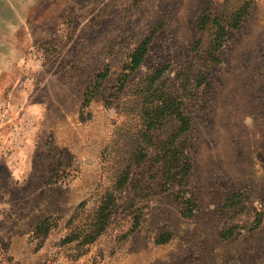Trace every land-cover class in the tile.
Wrapping results in <instances>:
<instances>
[{"label": "rangeland", "instance_id": "obj_1", "mask_svg": "<svg viewBox=\"0 0 264 264\" xmlns=\"http://www.w3.org/2000/svg\"><path fill=\"white\" fill-rule=\"evenodd\" d=\"M0 264H264V0H0Z\"/></svg>", "mask_w": 264, "mask_h": 264}, {"label": "trees", "instance_id": "obj_2", "mask_svg": "<svg viewBox=\"0 0 264 264\" xmlns=\"http://www.w3.org/2000/svg\"><path fill=\"white\" fill-rule=\"evenodd\" d=\"M241 11H237L236 17L233 19V24L237 25L239 19L241 18ZM198 27L199 29H203L205 25L208 23V19L205 17H200L198 19ZM209 23H211L216 28L215 33V43L219 44L224 36V28L219 24L217 18H212ZM150 38L146 37L140 43H138L129 53L128 58L124 61L120 76L118 79V88H121L124 84V81L128 77L129 73L138 68V66L142 63L144 56L147 52L148 44ZM108 75V68L104 67L101 71H99L93 78V80L87 85V87L83 90L82 93V104L87 105L91 98L96 94L103 80L106 79ZM173 100L163 99L157 106L156 111L159 112L162 116L165 113H168L172 119L176 120V128L174 130V141L175 139L186 131L188 127V122L186 117L183 116L182 111L179 107H176L173 103ZM157 154L159 155V160L161 161V175L170 183L180 184L185 180V177L188 175L190 171V161L187 153L180 146H173L172 149H159L157 150ZM127 167L120 172L119 182L124 181L125 173L127 172ZM128 174V172H127ZM122 181V182H123ZM111 195H106L103 201L100 202L98 207L95 210L96 220L102 225L106 222L108 211H106L108 206L107 200H112ZM100 232L99 229L93 231L94 235H92L91 239H93L96 234ZM92 233V234H93Z\"/></svg>", "mask_w": 264, "mask_h": 264}]
</instances>
